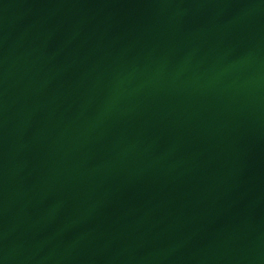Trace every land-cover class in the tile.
<instances>
[{
	"label": "water",
	"instance_id": "water-1",
	"mask_svg": "<svg viewBox=\"0 0 264 264\" xmlns=\"http://www.w3.org/2000/svg\"><path fill=\"white\" fill-rule=\"evenodd\" d=\"M0 264H264V0H0Z\"/></svg>",
	"mask_w": 264,
	"mask_h": 264
},
{
	"label": "clouds",
	"instance_id": "clouds-1",
	"mask_svg": "<svg viewBox=\"0 0 264 264\" xmlns=\"http://www.w3.org/2000/svg\"><path fill=\"white\" fill-rule=\"evenodd\" d=\"M123 86V82H120V84L117 85V91H119Z\"/></svg>",
	"mask_w": 264,
	"mask_h": 264
}]
</instances>
